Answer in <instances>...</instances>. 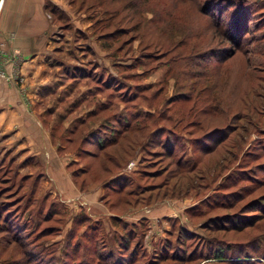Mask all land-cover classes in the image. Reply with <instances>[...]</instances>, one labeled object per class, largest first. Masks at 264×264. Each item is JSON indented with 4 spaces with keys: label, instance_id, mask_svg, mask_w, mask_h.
Instances as JSON below:
<instances>
[{
    "label": "rangeland",
    "instance_id": "obj_1",
    "mask_svg": "<svg viewBox=\"0 0 264 264\" xmlns=\"http://www.w3.org/2000/svg\"><path fill=\"white\" fill-rule=\"evenodd\" d=\"M247 1L256 6L249 9V27L254 31L247 36L254 37L253 40L248 39L242 51L228 52L225 62L211 69L204 66L199 53L208 50L207 56L210 49L227 46L221 52L225 54L232 43L229 44L231 41L222 33V28L218 30L214 24L218 15L223 20L231 14L228 17L226 9L218 14L210 2L207 3L209 14H205L201 2L44 1L45 17L54 25L49 32L54 49L46 53L45 59L54 69L43 74L51 85L40 90L47 94L42 109L52 110V116L44 123L54 141L58 140L71 152L78 151L74 171L77 176L85 172L86 177L76 184L86 193L92 186L101 187V202L110 210L111 220L105 226L101 219H88L87 223L85 218L78 230L87 224H97L102 232L93 246L84 248L82 235H89L83 233L87 227L83 232H76L71 224L70 229V212L84 205L92 208V202L78 196L65 202V208L60 202L64 197L53 185L48 188L50 184L41 185L45 180H40L41 187L37 186V180H32L34 171L31 175L4 166L6 179L0 177V264H113L103 257L110 250H121L128 255L133 250L134 258L129 264H206L220 259L223 247L231 243L245 245L247 249L239 251L242 254L264 252V209L252 211L248 207L251 200L264 199V55L257 58L248 53L254 46L261 47L256 38L264 32V0ZM100 32L111 35L101 38ZM0 75V78L7 77L3 72ZM14 78L24 81L21 76ZM95 83L102 87L101 95L98 92L88 103L83 100L75 110H69L76 99L90 96ZM59 85H62L61 91L56 90ZM182 94L186 98L182 99ZM97 98L102 101L94 104ZM106 102V111L83 119L88 108H98ZM123 110L129 113L139 110L150 116L144 121L147 125L143 130H148L141 133L133 152H127L135 162L134 169L129 171V159L123 158L121 166L113 170L119 169L135 180L131 183L129 180L123 190L114 191L109 188L110 177L106 178L102 171L104 152L93 144H81L80 138L92 127L96 133L100 132L109 116L122 114ZM236 113L240 116L230 120ZM74 118L76 122H71ZM73 123L78 128L75 135L69 132ZM82 123L86 124L81 126ZM213 125L228 133L215 151L204 154L186 144L185 137L198 136L204 127ZM162 126L183 136L179 144L185 145L179 147L177 156L194 159L202 155L194 172H180L170 158L157 159L165 150L163 139H159L163 134L156 139L150 137L151 144H154L152 139L159 142L157 146H149L152 153H157L145 150L147 139L142 138L154 130L164 132ZM114 128L116 125L110 120L108 130L112 132ZM68 136L73 138L72 142H67ZM6 168L10 173L7 174ZM29 205L30 209L20 214ZM136 209L143 210V216L135 221L127 219L126 215ZM155 209L162 211L145 216ZM224 214L242 215L236 222L244 225L236 229L233 225L223 227L222 223L227 222L218 217ZM251 214L259 217L251 221ZM18 224L23 227L16 232ZM73 240L80 246H74ZM120 240H125L122 244L128 242L126 248L119 245ZM204 240H212L215 248L219 247L220 252L214 249L219 257L200 258L207 255L204 248L211 245ZM238 250L236 254H240ZM66 252L68 263L63 262ZM173 256L183 261H174ZM189 256H192L191 262H187Z\"/></svg>",
    "mask_w": 264,
    "mask_h": 264
},
{
    "label": "crops",
    "instance_id": "obj_2",
    "mask_svg": "<svg viewBox=\"0 0 264 264\" xmlns=\"http://www.w3.org/2000/svg\"><path fill=\"white\" fill-rule=\"evenodd\" d=\"M44 1L2 0L0 4V71L7 75V79L0 78V166H9L10 169H16L17 172L19 170L21 173L35 174L32 180H37L38 187L40 180H45L41 185L45 186L44 182L50 184L48 188L53 185L58 194L64 197L60 199V202L64 203L65 208H67L65 202L73 200L74 197L82 196L86 198V201H91L92 208L84 205L70 212L69 227L75 224L79 214L87 215L86 221L101 219L106 226L108 220H111L109 217L111 214L101 202L103 195L101 187L92 186L89 193H86L82 187L77 186V180H85L86 177L85 172L77 176L74 171L78 151L71 152L65 145L59 144L58 140L54 141L50 128L44 123L50 115L52 116V110L42 109L47 94L40 90L51 85L50 79L48 80L43 74L54 69L51 62L47 63L48 60H45L46 53L54 49L51 48L54 42L49 36L54 25L50 24L43 12ZM49 1L56 3L55 0ZM55 51L58 53L57 49ZM15 75L21 76L24 81H15ZM61 86L56 87V90L61 91ZM93 88V92L90 91L88 94L90 96H81L79 100L76 99L69 110H75L81 101L88 103L93 95L101 93L97 83L93 85ZM100 101L102 100L97 98L94 104ZM88 109L83 119L95 110L94 107ZM76 120L77 118H74L71 122ZM74 125L73 123L69 130L76 126ZM69 138L70 136L67 137ZM73 156L75 159L71 158ZM128 162L130 163L127 167L131 171L134 169L135 162L131 159ZM32 171L34 174L31 173ZM93 184L100 185L99 182H93ZM50 193L55 194L52 190ZM158 211L162 210L155 209L152 214L147 211L149 214L145 216H155ZM143 213V210L136 209L130 213L132 215L126 216L129 217L127 219L135 221L143 216ZM123 216L125 217V214ZM85 228L84 226L77 231L83 232Z\"/></svg>",
    "mask_w": 264,
    "mask_h": 264
},
{
    "label": "trees",
    "instance_id": "obj_3",
    "mask_svg": "<svg viewBox=\"0 0 264 264\" xmlns=\"http://www.w3.org/2000/svg\"><path fill=\"white\" fill-rule=\"evenodd\" d=\"M176 1L182 2V3L189 2L191 4H199L201 2L202 8H203L202 10L204 11L205 14L206 13L209 14L208 10H207V8H208L207 3L210 2V4L212 3L214 5V8H216L218 10L217 11L218 14H221L222 10L224 11L225 9H226L225 13L228 15V17H229V14H231V16L229 18H224L223 20L221 19L222 17L220 15H218V18L216 20H214L215 21L214 24H216V26L218 27V30H219V28H222V33L225 36H228V38H229L228 40L231 41V42H229V44L232 43V44H230L231 45L230 49L225 54H223L221 52L224 50V48H227V46H224L221 48H216V49H210L209 55H207V56H206V53L208 52V50L204 51L202 53H199V55L202 56L203 64L206 68L210 67V69H211L215 65L221 66L220 64L225 62L226 58L229 56L228 52L233 53L234 50L236 52L242 51L243 45L248 43L249 38L247 35L250 32L254 31V29H250V27H249V21H250L249 18H250V13H251V12H249V9L252 7L254 9H256V6H253V3L248 2L247 0H224L221 2L219 0H215L213 2H212V0H205V3H204V1L202 2V0H176ZM250 11H252V10H250ZM109 35H111V34L100 32L98 34V37L105 38ZM258 37L259 38H256V40L259 41L261 47L258 48L256 46H254L248 51V53L250 55H257V58L264 55V53L262 54V50H264L263 49L264 45L261 42V41L264 42V40H263L264 39V32H261V34H259ZM253 38L249 39V42L251 40H253ZM261 38H263V39H261ZM242 42H244V43H242ZM89 47H90L89 50L92 51L91 46H89ZM254 50H256V51H254ZM254 58H255V56H254ZM255 67H257V66H255ZM257 68H259V67H257ZM80 77H84V76L81 75ZM99 87H100V89H98V90H101L102 87L100 85H99ZM104 90H107V89H104ZM181 98L182 99L186 98V95L182 94ZM106 104H108V103L106 102ZM106 110H107V106H105V104L100 105L98 108H95V110H93L91 112L92 114H89V117L97 115V113L99 111L101 112V111H106ZM149 116L150 115L148 113L145 112L144 114H142L139 110H137L136 113H129V112H127V110L126 111L123 110L122 114L115 115L112 117L109 116L110 118L108 117L106 119V123L101 125V127H100L101 131L100 132L96 133V129L92 128L91 130L88 131V133L85 136H83V134L81 135V138H80L81 144H84V142L93 144L99 150L104 152L103 156L101 157V164H103L102 171L106 175V178L110 177L108 179V180H111L109 183L110 187L108 186L110 189H112L114 191L123 190L126 187L129 180H130V183H131V180H135L132 176H129L125 173L120 172L121 170H119V169H117L116 171H113V170H114V168H118L119 166H121V160H123V158L129 159V157H128L129 154H127V152L128 151L133 152V150H134L133 148L138 144L137 140H139L141 138V133H143L146 130V129L143 130L147 125V123H145L144 121L147 120V118ZM239 116H240V113H236V114H233L231 116V118L229 117V119L234 120L236 117H239ZM110 120L113 123H115V125H116V128H114L112 130V132H110V130H108ZM85 124L86 123H82L81 126H83ZM207 126H210V125L207 123ZM162 127H163V129H165L164 132L161 129L154 130L153 132H150V134L149 133L146 134V136H144L142 138V139H147V143L145 142V144H147V146H145V150L151 151L149 149V146H155L156 144L159 143L158 141H155L152 139V143H154V144H151L150 143V141H151L150 137H152V138L155 137V139H156V138H159L160 134H163L164 136L161 135L160 137H162V138H159V139H161V140L163 139L162 147L165 148V150H164V154L161 153V155H158L159 158H157V159H163L164 157L170 158L172 160L171 164L174 165L176 167V169H178L180 172L188 173V174H190V172H194L197 169L196 168L197 165H199L201 160H202V155H200L198 158L195 157L196 159L195 158L191 159L188 157L186 158L182 155L177 156V152L179 150V147H181L182 145H185L184 142L179 144V141L183 140V136H180V135L178 136L177 135L178 133L175 132L173 129L167 128L165 126H162ZM104 129L108 130L109 134H106V131ZM77 130H78V128L75 126L74 128L70 129L69 132L71 133V135H75V132ZM101 132L105 133V135L102 136ZM216 135L218 136L217 138H216ZM227 135H228V133H226V132L224 133V128L220 127L219 125H213L212 127H209L208 129L204 127V130H202L200 135L194 136L192 138H190V136H187V138L185 137V139L187 141L186 144H188V146H191V147L194 146V147H196V149L199 152L207 154V153H211L212 151H215L214 148L217 147L221 143V141L225 137H227ZM72 139L73 138L70 137L67 140V142L68 143L72 142L73 141ZM210 139H213V142L211 144H210ZM149 143L151 145H149ZM142 150H144V148ZM151 153H152V151H151ZM155 153H157V152L153 151L152 154H155ZM104 156H105V158H104ZM2 168H4V166H0V177H2L3 179H6L5 177H3L4 170H2ZM10 171L11 170L9 169L7 174L10 173ZM111 176H113V178ZM18 202L19 201H17V203ZM222 204H224V202ZM17 205H19V204H17ZM30 207H31V205H29L28 207L25 206L24 208H22V211L20 212V214H22L23 212H26L28 209H30ZM248 207H249V210H252V211L253 210L257 211V209L259 207L261 208V210H263L264 209V199L258 198V199H254L253 201L251 200V202H249ZM253 208H255V209H253ZM82 216H84V214H82V215L79 214L76 217L77 219L75 218L76 221H75L73 230L74 231L76 230V232H78L77 231L78 226L83 224L85 218L87 217V215H85L84 217H82ZM239 216L240 215H238V214H232V215L224 214L223 216L218 217V218L226 221L227 223L230 222L229 224H227L225 222L222 223L223 227H225V225L226 226L227 225H233L232 228L236 229V228H240L241 226L244 225V223L236 222L237 219L240 220L243 217L242 215L240 217ZM257 217H259L258 214L257 215H255V214L250 215V218H252L251 221H253L254 218H257ZM112 219L114 220V218H112ZM251 221L249 223L247 222L245 224H250ZM232 222H233V224H231ZM8 223L10 224V221ZM87 223H89L88 220H87ZM122 224L126 225V222H122ZM15 226H16V228H15L16 232L21 230V228L23 227L20 224L15 225ZM85 227H87V228L85 229V231L83 233L86 232L89 235L88 236L82 235V239H83L82 241L84 243V248H86V247L90 248L91 246L94 245L93 243H96V241L99 240V238H100L99 235H101L102 228L97 224H94V225L87 224ZM7 228L9 229L10 227L7 226ZM225 228H227V227H225ZM133 231H135V229H133ZM183 231L186 232L185 230H183ZM182 233L183 232H181V234ZM186 233L188 235H192L191 233H188V232H186ZM13 235H15V234H13ZM125 240H126V238H125ZM125 240H123V242ZM112 241L114 242V239H112ZM123 242H122V240H120L119 245L121 244L122 248H126L128 245V242L122 244ZM203 242H210L207 244H211V245L209 246V248L208 247L204 248L207 251V255L200 257V258H204V257L216 258V257H219V255L215 254V252H214V249L219 250V247L215 248L216 246H214V243L212 242V240H204ZM220 243L225 244L224 242H220ZM241 244L242 243H234V244L231 243L229 245H225L223 247V252H221V254H220L221 258L215 259V260H213V262H209L206 264H264V252H257V250H258V248H257V250H256L257 255H253L247 251H245V253L242 254L239 252L240 249H247V247L245 245H241ZM75 245L80 246V245H78V243H75V241H74V246ZM237 248H239L238 253H240V254H236L235 250ZM208 252H211V254H208ZM219 252H220V250H219ZM190 253H194V251H192ZM67 255H68V253L66 252V255H65L64 261H63L64 263H66V262L68 263V261H67L68 256ZM133 255H134L133 250H131L129 255L124 254L123 251L121 252V250H110L106 254V256H103V257L106 259H110L112 263L114 262L113 264H129V262H131V260L134 258ZM154 255H155V257L158 256L156 254H154ZM240 255L245 256L247 258H244V259H236L235 258V257H241ZM73 256L74 255H72L71 257L73 258ZM251 256H254V257L256 256L259 259L256 260V259L249 258ZM191 257L192 256L188 257L187 262H191V260H193ZM225 257H228V259H225ZM232 257H234V258H232ZM171 258H174V261H183L182 258L178 259L175 256H173ZM104 264H106V263H104Z\"/></svg>",
    "mask_w": 264,
    "mask_h": 264
},
{
    "label": "built area",
    "instance_id": "obj_4",
    "mask_svg": "<svg viewBox=\"0 0 264 264\" xmlns=\"http://www.w3.org/2000/svg\"><path fill=\"white\" fill-rule=\"evenodd\" d=\"M0 72H2V71H0ZM4 73V72H3ZM1 76V75H0Z\"/></svg>",
    "mask_w": 264,
    "mask_h": 264
},
{
    "label": "water",
    "instance_id": "obj_5",
    "mask_svg": "<svg viewBox=\"0 0 264 264\" xmlns=\"http://www.w3.org/2000/svg\"><path fill=\"white\" fill-rule=\"evenodd\" d=\"M2 1V0H1Z\"/></svg>",
    "mask_w": 264,
    "mask_h": 264
}]
</instances>
